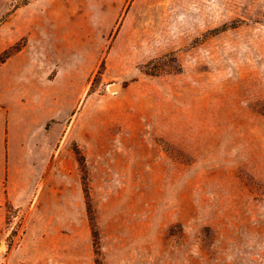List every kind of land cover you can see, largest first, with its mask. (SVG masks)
I'll return each instance as SVG.
<instances>
[{"label":"rangeland","instance_id":"obj_1","mask_svg":"<svg viewBox=\"0 0 264 264\" xmlns=\"http://www.w3.org/2000/svg\"><path fill=\"white\" fill-rule=\"evenodd\" d=\"M0 109V264H264V0H0Z\"/></svg>","mask_w":264,"mask_h":264},{"label":"crops","instance_id":"obj_2","mask_svg":"<svg viewBox=\"0 0 264 264\" xmlns=\"http://www.w3.org/2000/svg\"><path fill=\"white\" fill-rule=\"evenodd\" d=\"M62 127L63 125L59 129ZM9 134L10 125L3 122V115L0 109V157L2 154L4 137H9ZM33 193V189H30L29 193L25 188L18 189L17 185L12 180L9 169L0 167V222H2L5 216L4 206L6 203L14 208L26 207L29 204V200H31L34 195Z\"/></svg>","mask_w":264,"mask_h":264},{"label":"water","instance_id":"obj_3","mask_svg":"<svg viewBox=\"0 0 264 264\" xmlns=\"http://www.w3.org/2000/svg\"><path fill=\"white\" fill-rule=\"evenodd\" d=\"M121 89H122V85L121 84H116V85L109 86V90L111 92H117V91H120Z\"/></svg>","mask_w":264,"mask_h":264},{"label":"trees","instance_id":"obj_4","mask_svg":"<svg viewBox=\"0 0 264 264\" xmlns=\"http://www.w3.org/2000/svg\"><path fill=\"white\" fill-rule=\"evenodd\" d=\"M27 0H22V2H26ZM93 235H95V232H93Z\"/></svg>","mask_w":264,"mask_h":264}]
</instances>
